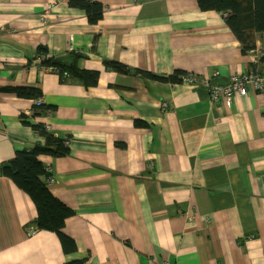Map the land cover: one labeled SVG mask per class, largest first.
Returning <instances> with one entry per match:
<instances>
[{"label":"crops","instance_id":"0c3cea01","mask_svg":"<svg viewBox=\"0 0 264 264\" xmlns=\"http://www.w3.org/2000/svg\"><path fill=\"white\" fill-rule=\"evenodd\" d=\"M86 1L104 6L96 24L70 0H0V264H264V94L228 107L203 85L264 73V33L244 55L223 15L197 0ZM43 47L66 63L82 55L97 86L42 67ZM106 61L186 73L199 86ZM20 88L39 89L43 104ZM33 126L70 150L41 161L74 212L71 255L55 233H30L35 204L2 173L17 152L46 143Z\"/></svg>","mask_w":264,"mask_h":264},{"label":"trees","instance_id":"16d2710c","mask_svg":"<svg viewBox=\"0 0 264 264\" xmlns=\"http://www.w3.org/2000/svg\"><path fill=\"white\" fill-rule=\"evenodd\" d=\"M201 11H214L221 13L227 25L237 40L241 43L244 55L255 51L257 48L256 35L264 33V0H197ZM73 8L83 10L90 23H98L104 15V6L98 2L86 0H70ZM38 56L43 57L41 66L52 68L60 77L65 80L82 82L87 87H95L98 84L99 73L82 70L79 66V59L82 55L74 54L73 60L66 63L56 56H49L46 48H40ZM264 63V58H262ZM107 69L121 74H131L151 78L162 82L178 84L182 82V76L188 74L176 73L170 77H156L149 72L118 63L106 61ZM257 73V72H253ZM264 74V73H260ZM21 97L27 99L41 98V91L35 88H20L17 90ZM44 110H48L45 108ZM46 139L44 145H36L32 150L17 152L16 156L4 166L2 173L9 178L19 189L29 195L37 210L36 227L37 231L55 233L62 245L63 252L71 255L77 252L74 240L65 232L67 219L73 216L74 212L57 199L50 188L48 179L52 174L48 167L41 161L42 156H53L55 158L70 155L66 141L56 138L41 126H33ZM66 264H86L85 260H73Z\"/></svg>","mask_w":264,"mask_h":264},{"label":"built area","instance_id":"2783aa9c","mask_svg":"<svg viewBox=\"0 0 264 264\" xmlns=\"http://www.w3.org/2000/svg\"><path fill=\"white\" fill-rule=\"evenodd\" d=\"M42 60L43 57H41V61ZM46 69L53 70L52 68ZM217 76H219V72L215 74V77ZM182 80L189 85L199 86V81L193 75L185 76L184 78H182ZM203 85L208 89L212 101L217 103L224 100L226 105L228 107H231L233 99L236 95L242 97L246 96L250 90H255L264 94V74L251 72L245 75H234L230 78V80H228L226 84H221L219 82L207 79L203 82ZM42 104V100L38 99L36 106L40 107ZM53 181V177L50 176L48 179L49 184L53 183ZM207 224H210V221L207 222ZM30 233L35 234V230H31ZM165 264L170 263L168 261H165Z\"/></svg>","mask_w":264,"mask_h":264},{"label":"water","instance_id":"95a60500","mask_svg":"<svg viewBox=\"0 0 264 264\" xmlns=\"http://www.w3.org/2000/svg\"><path fill=\"white\" fill-rule=\"evenodd\" d=\"M219 83H221V84H225V82H219Z\"/></svg>","mask_w":264,"mask_h":264},{"label":"rangeland","instance_id":"374dc122","mask_svg":"<svg viewBox=\"0 0 264 264\" xmlns=\"http://www.w3.org/2000/svg\"><path fill=\"white\" fill-rule=\"evenodd\" d=\"M164 264H165V262H164Z\"/></svg>","mask_w":264,"mask_h":264}]
</instances>
